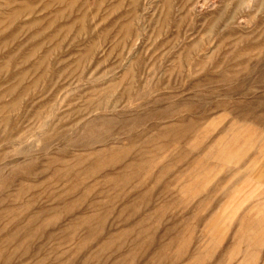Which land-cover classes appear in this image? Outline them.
I'll use <instances>...</instances> for the list:
<instances>
[{
    "label": "rangeland",
    "instance_id": "374dc122",
    "mask_svg": "<svg viewBox=\"0 0 264 264\" xmlns=\"http://www.w3.org/2000/svg\"><path fill=\"white\" fill-rule=\"evenodd\" d=\"M0 264H264V0H0Z\"/></svg>",
    "mask_w": 264,
    "mask_h": 264
}]
</instances>
